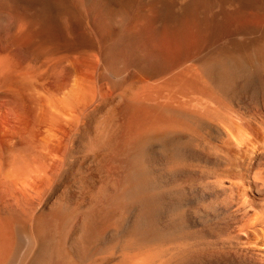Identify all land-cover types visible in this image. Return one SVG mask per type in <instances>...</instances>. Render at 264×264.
I'll use <instances>...</instances> for the list:
<instances>
[{
	"label": "bare ground",
	"instance_id": "obj_1",
	"mask_svg": "<svg viewBox=\"0 0 264 264\" xmlns=\"http://www.w3.org/2000/svg\"><path fill=\"white\" fill-rule=\"evenodd\" d=\"M5 17L0 264H264V0Z\"/></svg>",
	"mask_w": 264,
	"mask_h": 264
},
{
	"label": "rangeland",
	"instance_id": "obj_2",
	"mask_svg": "<svg viewBox=\"0 0 264 264\" xmlns=\"http://www.w3.org/2000/svg\"><path fill=\"white\" fill-rule=\"evenodd\" d=\"M8 19L10 20L9 17H5V20H4V18H0V20L4 21V22L0 21V29H1V30H0V39H1V38L5 39V37H6V36L8 35V33H9V22H10V21H9ZM7 20H8L9 22H8ZM7 23H8V24H7ZM3 25H4V27H3ZM5 27H6V28H5ZM2 29H4V30H2ZM5 29H6L7 31H6ZM4 33H5V35H4ZM4 36H5V37H4ZM3 39H2V40H3ZM2 40H1V41H2ZM1 41H0V42H1ZM250 91H251V89L248 90L246 93H249V94L255 93L254 90H252L251 92H250ZM253 91H254V92H253ZM99 101H101V100H96V102H98V103H96V104H100V103L102 102V101H101V102L99 103ZM111 263H112V262H111ZM107 264H108V263H107Z\"/></svg>",
	"mask_w": 264,
	"mask_h": 264
}]
</instances>
